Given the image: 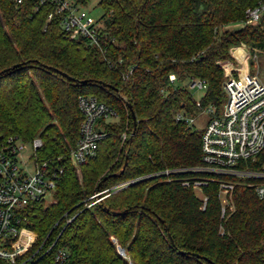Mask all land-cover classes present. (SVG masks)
<instances>
[{
    "label": "trees",
    "instance_id": "trees-1",
    "mask_svg": "<svg viewBox=\"0 0 264 264\" xmlns=\"http://www.w3.org/2000/svg\"><path fill=\"white\" fill-rule=\"evenodd\" d=\"M259 3L97 0L102 52L69 39L52 4L0 0V146L10 136L39 138L36 160L61 170L52 201L24 211L35 247L56 240L67 264H264V200L253 188L236 185L233 210L222 217L215 183L202 185V209L193 188L202 174L165 173L201 163V130L176 114L220 106L232 50L264 52V17L241 25ZM194 79L207 83L198 101L181 85ZM80 95L95 96L117 118L104 124L96 154L74 166ZM105 189L110 194L88 206Z\"/></svg>",
    "mask_w": 264,
    "mask_h": 264
},
{
    "label": "built area",
    "instance_id": "built-area-1",
    "mask_svg": "<svg viewBox=\"0 0 264 264\" xmlns=\"http://www.w3.org/2000/svg\"><path fill=\"white\" fill-rule=\"evenodd\" d=\"M44 2L52 4L55 12L61 15L60 26L69 39L82 41L104 52L106 33L103 25L99 19L91 17L79 0H39V3ZM51 16L50 13L48 18ZM263 17L264 3H259L245 10L241 25H256ZM226 70L222 83L224 99L220 106L207 104L194 115L179 112L175 116L176 121L194 127V116L208 115L200 129L201 163L165 171L166 174L185 171L202 174L204 179L193 184V188L200 191L202 185L215 183L222 217L233 210V191L239 183L253 188L257 197L264 200V83L246 70L238 75L234 74V67ZM168 79L174 81L175 75L169 74ZM192 81L198 89H206L204 79ZM78 107L82 120L77 141L69 151L74 166L96 154L99 142L106 135L104 124L117 118L112 107L92 95H80ZM125 137L123 133L122 138ZM40 145L39 138L24 141L18 136H10L0 146V264L68 263L69 252L55 246L56 240L46 248L35 247L36 233L23 225L25 209L33 202L45 201L46 195L55 189L61 172L49 161L36 160L35 152ZM183 184L188 185V182ZM109 194V189L96 192L89 197L96 199L88 206ZM199 198L204 209L207 196Z\"/></svg>",
    "mask_w": 264,
    "mask_h": 264
},
{
    "label": "rangeland",
    "instance_id": "rangeland-1",
    "mask_svg": "<svg viewBox=\"0 0 264 264\" xmlns=\"http://www.w3.org/2000/svg\"><path fill=\"white\" fill-rule=\"evenodd\" d=\"M85 8L90 12V15L94 19H98L102 15V10L97 6V0H91ZM240 49L242 53L233 54L234 62H227L224 64L223 69L224 77L227 73L226 69L234 67V74L238 75L241 71L246 70L251 75L257 77L261 82L264 83V52L257 50L251 51L250 48L246 46H239L235 50ZM182 86H186L188 91L192 94V97L198 101L202 98L205 93L204 89H198L196 84L192 80H185L181 83ZM208 115L205 113H200L194 116V128L200 130L204 127ZM196 190V195L198 197H203L202 191ZM52 193H48L45 197V203L52 201Z\"/></svg>",
    "mask_w": 264,
    "mask_h": 264
},
{
    "label": "water",
    "instance_id": "water-1",
    "mask_svg": "<svg viewBox=\"0 0 264 264\" xmlns=\"http://www.w3.org/2000/svg\"><path fill=\"white\" fill-rule=\"evenodd\" d=\"M128 106H129V105H128ZM168 236H169V235H168ZM169 239H170V241L172 242V239L170 238V236H169ZM118 252L121 253V254L124 253L123 249L120 248V247H119V249H118ZM194 255L198 256L197 254H194Z\"/></svg>",
    "mask_w": 264,
    "mask_h": 264
},
{
    "label": "crops",
    "instance_id": "crops-1",
    "mask_svg": "<svg viewBox=\"0 0 264 264\" xmlns=\"http://www.w3.org/2000/svg\"><path fill=\"white\" fill-rule=\"evenodd\" d=\"M233 53H235V51L233 52V50H232V55H233Z\"/></svg>",
    "mask_w": 264,
    "mask_h": 264
}]
</instances>
